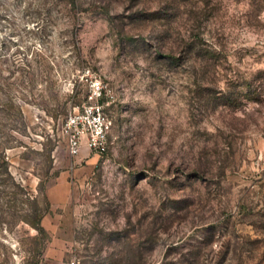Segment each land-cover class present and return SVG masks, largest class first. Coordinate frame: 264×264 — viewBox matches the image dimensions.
I'll list each match as a JSON object with an SVG mask.
<instances>
[{"label": "rangeland", "instance_id": "rangeland-1", "mask_svg": "<svg viewBox=\"0 0 264 264\" xmlns=\"http://www.w3.org/2000/svg\"><path fill=\"white\" fill-rule=\"evenodd\" d=\"M72 261L264 264V0H0V264Z\"/></svg>", "mask_w": 264, "mask_h": 264}, {"label": "built area", "instance_id": "built-area-1", "mask_svg": "<svg viewBox=\"0 0 264 264\" xmlns=\"http://www.w3.org/2000/svg\"><path fill=\"white\" fill-rule=\"evenodd\" d=\"M88 90L81 105L73 106L67 113L63 128L69 153L76 156L83 146L102 153L108 136L103 98L107 94L106 84L94 76L88 79ZM71 264H75L72 261Z\"/></svg>", "mask_w": 264, "mask_h": 264}, {"label": "crops", "instance_id": "crops-1", "mask_svg": "<svg viewBox=\"0 0 264 264\" xmlns=\"http://www.w3.org/2000/svg\"><path fill=\"white\" fill-rule=\"evenodd\" d=\"M86 147V146H85ZM86 149H88L87 147H86ZM89 150V149H88ZM91 151V150H90ZM87 152V151H86ZM87 154V153H86ZM85 153L82 155H79V158L78 159H81V158H83L85 155H86ZM88 154H89V152H88ZM94 156H92V158H93ZM63 189V188H62ZM61 190V189H60ZM62 191V190H61ZM49 193H50V198L51 199H53L54 201L56 200V201H58V200H60L61 198H59L60 197V193H59V188H57V186H53V187H51L50 189H49Z\"/></svg>", "mask_w": 264, "mask_h": 264}, {"label": "trees", "instance_id": "trees-1", "mask_svg": "<svg viewBox=\"0 0 264 264\" xmlns=\"http://www.w3.org/2000/svg\"><path fill=\"white\" fill-rule=\"evenodd\" d=\"M41 213H35L30 219H27L29 223H31L35 228H37L40 232L43 231V227L40 222Z\"/></svg>", "mask_w": 264, "mask_h": 264}]
</instances>
